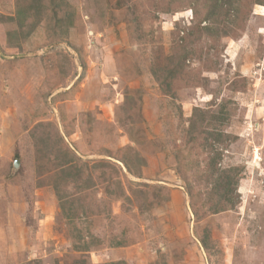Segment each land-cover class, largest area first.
Returning <instances> with one entry per match:
<instances>
[{"label":"rangeland","instance_id":"obj_1","mask_svg":"<svg viewBox=\"0 0 264 264\" xmlns=\"http://www.w3.org/2000/svg\"><path fill=\"white\" fill-rule=\"evenodd\" d=\"M38 1L0 0V16L16 17L18 2L36 12ZM42 1L34 34L33 17L23 28L0 23V264H9V247L18 250L15 264H264V0H231L235 14L223 7L205 22L214 0H65L74 19L67 42L53 36L51 3ZM132 31L145 39L133 43ZM185 48L173 98L153 70ZM125 93L141 96L140 111L121 107ZM221 106L226 123L212 120L193 141L194 109L208 117ZM63 152L87 164L94 188L63 182L62 203L54 186ZM135 152L146 162L142 177L120 162ZM232 169L236 205L196 221L187 187L198 210L215 208L216 180ZM116 179L129 203L106 195ZM84 206L94 211L87 218L67 216Z\"/></svg>","mask_w":264,"mask_h":264},{"label":"trees","instance_id":"obj_2","mask_svg":"<svg viewBox=\"0 0 264 264\" xmlns=\"http://www.w3.org/2000/svg\"><path fill=\"white\" fill-rule=\"evenodd\" d=\"M49 4L51 3V5H49V10L52 13V16H50L49 18L52 20V22H54V29H53V36H55L56 38L58 37V41H65L67 42L68 39V35H69V31L70 29L74 26V19H73V14L71 11H69V6L68 3L65 0H49ZM215 1V5L214 7H211L212 13H208L204 19L203 22L212 19V17H214L215 15L218 14L219 10H221L223 7H228L227 13H229L231 15L232 13H236L235 8H233V6L231 5V0H227V1H221V0H214ZM43 1L39 0L38 3V7H40L36 12L34 9H36L37 7L34 5H30V6H26L23 5L22 3L18 2L17 4V14L16 17H9V18H4V16H0V23H4L6 22L5 20H7L8 22H16L19 26V28H23L25 21L28 20V18L33 17L35 18L36 24L33 25V27L30 28V33L34 34V31L37 30L36 28L38 27L40 20L41 19V13L40 11H45L46 10V6H43ZM220 8V9H218ZM135 12H128L127 13V17L131 22V26L133 27V24H135ZM234 17V16H233ZM5 19V20H4ZM217 20L212 21V23H216ZM53 26V25H52ZM199 29V33H206V34H210L213 37L215 35H221L218 31L219 30H215L214 28L211 27H198ZM213 31H215V33H212ZM36 32V31H35ZM210 32V33H209ZM227 35L228 32H225ZM13 34L15 35V39H16V32L14 31H9L7 33L8 35V40L9 43L13 45L14 39H13ZM32 34V35H33ZM130 37L133 41V43H135V41H142L143 39H145L146 35H139L136 39H134V32H130ZM184 41H187L184 39ZM73 47V46H72ZM190 58V54L186 51V48L184 49L183 53L177 58L176 57V53L172 52L171 55L168 56L167 58V65L166 66H162V67H158L157 69L153 70V75L156 79V81L160 84V86L163 87V90L166 91L167 93L171 94V96L173 98H176V94L173 91V86L174 83L177 79L183 78L184 72H185V68L186 66V61ZM138 103V107H139V111H140V105H141V96L134 98L133 96L129 95L128 93H125V101L122 104V108L124 110H126V112H129L131 110L134 109V107L137 105ZM223 106L220 107L219 111H217V113L215 115H211L209 114L208 117H206V112L204 110H202L201 108H195L193 111V116L190 120V127L188 130V133L190 134V137L192 138L193 141H195V139L197 137H199L201 134H206L208 133L206 130V128L208 127V125L213 121H220L221 124H225L226 123V119L227 116H225V114H223ZM222 119V120H220ZM120 120V119H119ZM121 121V120H120ZM125 125V124H124ZM126 128V131H129V125H125L124 126ZM131 129V128H130ZM214 137V140H216L218 143L222 142V137H224V134H222L221 132H217V134H211ZM129 138L130 140H134L132 137V134H129ZM127 150H132V148H128ZM63 156H64V161L63 164L61 165V163L59 164V167L61 169V175H57L58 176V183H56V185L54 186V189L57 193L58 199L61 201L63 200V198L61 197V183H65L67 181V183H69L68 181H71L72 183H77L80 182V186L78 187L79 190L83 191L84 190H90L92 188H94V180L91 174L85 176L84 172H83V168L87 166V164L85 162H82V166H79V164L76 161H80V159L78 157H76L75 154L70 152H63ZM218 156V155H217ZM137 161V165L135 164ZM217 161V160H216ZM76 162V163H75ZM120 162L123 164V166L127 169V171L131 174H133L134 176L137 177H142V168L146 167V162L143 158H141L136 152H135V158H133L132 160H129L127 157H123L122 160H120ZM131 162H134V164H132ZM215 164V163H214ZM96 168L102 170V171H106V170H110V171H114L117 172L116 170V166H114L111 163L108 162H99L96 165ZM65 169V170H64ZM116 170V171H115ZM231 171H235L234 174H230L226 175L225 173H222V175L220 174V178L218 180H216V183L221 186V195L218 196V200L219 203L217 204V206H215V208L213 205L209 207V209H206L205 211H202V209H204V204L201 205L203 208L201 210L197 209V204L195 199H198L197 195L195 196L193 190L191 189L190 186L187 187V194L189 195L190 199H191V206L193 209V215L195 217L196 221H200L205 217V213L208 211H212V214H217L220 213L222 211L231 209L233 206L236 205V201L233 197V193L234 190L232 189L234 183H235V176H236V169H232ZM237 173H239V170H237ZM103 176H105V173L102 174ZM57 178V177H56ZM58 184V185H57ZM107 187L105 188V193L107 196L109 197H114L113 199H119V198H125V200L129 203L130 199L128 196H126V189L123 187L122 183L119 180H114L113 182H106ZM62 202V201H61ZM63 203V202H62ZM221 203L222 206H219ZM146 204V203H145ZM144 204V205H145ZM147 206V205H146ZM62 210L65 211V207L64 204H61ZM150 207V206H149ZM142 208V207H140ZM93 211V209L88 208L87 206L83 207L82 210V214H77L74 210H71L70 212H72V214H67V216L69 215V217L74 218V216H83V217H88L89 214H91ZM94 212V211H93ZM79 239H83V236L80 232V236ZM120 239V238H119ZM210 239L211 236L208 232L204 233L203 236L200 239V242L202 244V246L204 247V249L206 251H210L211 250V243H210ZM123 240H118L116 241V246H120L123 245L124 242H122ZM82 246V250L87 251L89 248V246H87L86 244H81ZM86 248V249H85ZM110 264H127L124 261H119V262H112Z\"/></svg>","mask_w":264,"mask_h":264},{"label":"crops","instance_id":"obj_3","mask_svg":"<svg viewBox=\"0 0 264 264\" xmlns=\"http://www.w3.org/2000/svg\"><path fill=\"white\" fill-rule=\"evenodd\" d=\"M23 236H19V241H20V243H23ZM17 245L15 244V247H16ZM18 247V246H17ZM9 256H8V261H9V264H15L14 263V261L15 260H17V252H18V250H16L15 248H10L9 247ZM17 251V252H16ZM114 253V252H113ZM11 257H12V259H11ZM2 261H5V259L3 258V260Z\"/></svg>","mask_w":264,"mask_h":264},{"label":"water","instance_id":"obj_4","mask_svg":"<svg viewBox=\"0 0 264 264\" xmlns=\"http://www.w3.org/2000/svg\"><path fill=\"white\" fill-rule=\"evenodd\" d=\"M16 164H18V161L16 162Z\"/></svg>","mask_w":264,"mask_h":264}]
</instances>
